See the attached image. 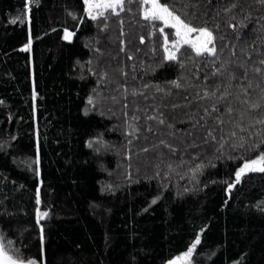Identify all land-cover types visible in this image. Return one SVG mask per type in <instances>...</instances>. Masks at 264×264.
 Returning <instances> with one entry per match:
<instances>
[{
	"label": "trees",
	"instance_id": "1",
	"mask_svg": "<svg viewBox=\"0 0 264 264\" xmlns=\"http://www.w3.org/2000/svg\"><path fill=\"white\" fill-rule=\"evenodd\" d=\"M162 2H169L196 23L219 21L221 27L216 31L225 36L220 45L224 48L222 58L233 60L228 72L236 69L239 78L242 70L236 67V61L245 59L244 50L256 33L245 29L246 34L240 41L233 38L234 30L226 23L228 14H216L227 0H211V3L199 0L198 6L196 0H191V8L181 7L190 0ZM242 2L251 5V10L258 14L259 6L252 0ZM26 4L27 0H0V99L6 102L0 104V143L8 141L11 145H5L6 150L0 149V225L5 230L6 242L14 240L26 257L41 255L35 218V192L39 188L43 197L42 210L51 207L50 218L40 221L45 225L43 249L48 264H166L186 250L201 227H205V232L197 249V264H230L233 260L240 264H264V211L256 207L264 200V173L247 174L243 183L233 189L231 197L224 183L234 175V168L243 159L257 153L246 146L233 153L239 159L214 160L215 167L209 166L193 184L198 191L186 192L182 197L176 196V191L193 187L189 186L184 172L194 165L177 168L169 177L165 162L168 156L160 155L162 151L170 152L166 145L159 144L162 139L180 145L182 150L185 138L191 142L193 137L185 136L186 132H191L189 125L192 123L187 116L198 115L197 109L201 106L212 111L210 105L215 102V96L196 97L204 96L200 91L204 87L220 96L224 89L217 91V85L227 80L225 69L221 68L224 76L213 75L210 58L195 57L193 60L194 52L185 46L182 58L188 62L183 69L175 61H164L153 72L152 67L163 56V36L159 31L150 35L151 22L145 21L140 14L139 0H129L128 7L132 11L126 10L120 17L113 16L106 30L98 29L95 22L89 23L90 18H85L86 23L80 25L78 31L79 40L71 44L62 40V28L74 23L70 10H80L82 0L34 2L33 48L26 52L21 47L29 35L26 15L23 22H12L16 15L26 12ZM120 19H123L122 25ZM142 35L144 41L140 40ZM169 38H173L171 32ZM233 45L235 56H231ZM153 46L155 53L151 51ZM97 47L102 51H95ZM261 47L257 42L256 48ZM252 51L255 53L256 49ZM77 59L90 61V65L74 67ZM249 59L255 61V56ZM197 63L199 69L195 67ZM220 66L221 60H216L215 67ZM251 66L250 62L249 79L255 83L259 77ZM92 68L97 72L108 71L107 79L91 75ZM33 70L39 97L33 92ZM122 70L127 71V76ZM177 76H181L184 87L168 83ZM205 76L209 78L204 80ZM145 83L150 85L147 89L142 88ZM239 83L249 87L252 98L258 94L259 89L250 87L247 81ZM125 84L128 86L126 97L120 87ZM157 86L170 89L171 94L157 92ZM134 87L141 91L133 93ZM228 90L233 96L227 99L237 109L230 115L237 119L243 108V93L239 87ZM89 94L99 98L97 107L106 115L101 116L100 111L85 114ZM156 108L164 113L165 124L147 119ZM219 114L226 121V135L229 114L223 107ZM134 115L140 116L138 121H133L141 127V132L136 134L139 139L127 132L128 122ZM199 115L202 117V113ZM169 122L175 125L174 129L169 128ZM210 123L216 127L211 120ZM149 124L152 126L150 132L147 131ZM202 126L207 127L201 119L196 129L198 137H203ZM37 128L42 142V163L28 166L24 161L36 154ZM173 130L174 137L169 135ZM97 133H102L110 147L120 152L116 154L110 148L96 152L89 148L87 140ZM10 136L16 138L10 139ZM129 139L132 140L130 146ZM201 147L208 148V153L202 155L211 158V145ZM134 148L140 150L138 158ZM145 148L147 151H141ZM129 150L133 153L131 160L125 155ZM188 158L191 157H185ZM128 163L131 169L126 167ZM157 164L160 177L142 179L139 172H156ZM34 167L42 168V187L39 184L41 176L33 171ZM129 172L131 183L125 179ZM161 179L168 183L167 188L160 184ZM213 180L217 182L211 183ZM108 184L116 185L117 190L101 191ZM162 189L163 196L152 204L151 198Z\"/></svg>",
	"mask_w": 264,
	"mask_h": 264
},
{
	"label": "snow or ice",
	"instance_id": "2",
	"mask_svg": "<svg viewBox=\"0 0 264 264\" xmlns=\"http://www.w3.org/2000/svg\"><path fill=\"white\" fill-rule=\"evenodd\" d=\"M38 4L39 0H27L25 5L26 12H23L19 15H16L12 22L16 23L18 21L23 22V18L26 15L28 22V32L27 41L21 45L22 49L26 52L32 51L33 48V36L31 32V21H32V6L33 3ZM211 3V0H208ZM129 0H82V7L80 10H70V15L73 17L74 23L70 26H65L62 28V40L69 42L70 44L74 41H78V31H80V25L86 23L85 18H90L87 22H95L96 27L108 29L109 23L113 16L120 17L123 12L132 11L128 7ZM252 3L259 6L258 14L254 13L251 10V5H245L242 0H227V2L220 6L217 9L216 14L220 13L228 14L227 27H230L234 30V39L240 41L242 37L246 34L245 29H248L251 32L256 33L255 39L248 45V49L245 51V59L243 61H236V67L241 69L242 72L237 77L236 69L228 72V68L233 64L231 58L223 59L222 53L224 48L221 47V42L225 40V36L222 33H218L216 30L220 29L221 23L219 21L213 20V22H202L196 23L193 19L189 18L184 13L176 10V8L171 5L169 2H162V0H139V12L144 17L145 21L151 22V33L150 35H155L157 31L162 33V49L163 56L159 62H157L153 67L152 71L155 72L159 67H161L164 61H175L179 64L180 68L183 69L188 62L187 59L182 58V49L185 46H188L195 54V57H208L210 58V64L214 68L213 75L219 74L224 76L227 72V80H221L218 82L217 91H220L221 88L224 91L220 96H216V92H212L208 87L202 88L200 91L203 92L204 96L201 97L197 95V99H203L205 97H216L215 102L210 105L212 111L209 110V107L201 106L197 109L198 115L196 116H187V119L191 120L192 123L189 125L191 132H186L185 136L193 137L191 142L187 138L183 140L184 149L182 150L180 145L173 144L167 139H162L159 141V144L166 145L170 150L169 153L161 152V156H168L167 167L169 171L166 173L167 176H171L172 172L177 168H180L184 165H194L188 168L184 175H191L192 180L195 182L199 181L200 175H202L205 170L211 166L215 167L214 160H232L239 159V156L233 155L239 149H244L246 146L251 147L257 154L250 158H245L243 161L234 168V175L228 177L225 183V191L228 196H232L233 189L243 183L244 178L247 174L250 173H264V0H252ZM199 5V0H196V6ZM183 8L193 7L191 0L188 4L181 5ZM207 15V13H205ZM120 24H123V19H120ZM157 22H162L159 25ZM252 25L249 28V25ZM168 28V31L165 28ZM54 31V29H52ZM170 32L173 34V38H169ZM140 40L144 41L145 36H140ZM259 42L262 47L257 49L256 44ZM231 43V41H229ZM126 46V45H125ZM252 49H256L255 53ZM95 51H102L100 48H96ZM151 51L156 52L155 46L152 47ZM236 48L233 45L231 47V56H235ZM134 55V53L132 54ZM255 56V61H250L249 58ZM221 60V66L215 67V61ZM251 62V70L258 74V82H255L249 79V70L248 65ZM99 63V61H97ZM90 65L89 62H81L77 59L74 67ZM135 69V65L132 66ZM197 69L200 68V64H196ZM221 68L225 69V72L221 71ZM123 75L127 76V71L122 70ZM91 75L93 76H102L107 79L109 73L104 70L97 72L95 68H92ZM183 75V73L181 74ZM81 79H84L83 73L80 74ZM196 76H199V73H196ZM187 79V77H185ZM209 77L205 76L203 79L207 80ZM239 81H247L250 87L254 86L259 89L258 94L255 98H252V92L249 90V87H245L243 83ZM235 82V83H234ZM168 83L175 85L176 87H184L185 85L181 82V76H177L176 79L168 81ZM150 85L145 83L142 85L143 89H147ZM124 89V96H127L128 86L120 85ZM239 87L243 93V99L241 103L243 108L239 110V115L237 119H232L230 114L236 113L237 109L233 106L232 103L228 101L227 98L232 97L233 93L229 91L230 88ZM36 79H35V70H33V92L35 97H39V91H36ZM133 93H139L140 88H133ZM157 92L167 91L171 94V90L161 89L159 86L156 88ZM96 92V89H93V93ZM240 99L239 96L236 97ZM89 105L84 108L85 114H88L89 111H100V115L104 116L107 113L99 110L97 107V100L99 99L94 94H89L87 96ZM113 100L116 97H112ZM147 99V97H145ZM6 103L3 99H0V104ZM102 103V101H101ZM125 103V107H126ZM172 107H177V105H172ZM223 107L225 112L229 114L228 123L229 127L227 128V134L225 135V119L220 113V108ZM137 111H139V105H136ZM158 113V115L156 114ZM202 113V117L199 115ZM213 113H217L213 115ZM126 114V113H125ZM140 119L139 115H134L131 118V121L128 122L127 132L135 139H139L136 135L141 132V127L134 123L133 121H138ZM147 119L149 121L156 120L159 124H165L166 118L163 112H160L159 108H156L153 111L152 115H148ZM201 119L203 120L202 126L203 137L196 136L197 126L201 124ZM210 120L215 123L216 127L211 126ZM245 120L247 124H245ZM169 128L174 129L175 125L169 122ZM151 124L147 125V131H151ZM159 131V128H157ZM171 136H175L176 132L173 130L169 133ZM206 137V138H204ZM15 136H10V139H15ZM199 141V143H197ZM102 142V143H101ZM214 142V143H213ZM127 144L130 146L132 140H127ZM5 145H8V141L0 143V149H5ZM87 145L89 148H93L96 152H101L107 150L110 145L107 140L103 139L102 133H97L87 140ZM99 145V146H97ZM201 145H211L212 152L211 158H208L207 155H202V153L207 154L208 148L201 147ZM9 147L11 145H8ZM155 147V146H152ZM42 148L41 136L39 128L36 130V141L34 144L35 155L31 160L26 159L24 163L28 166L40 165L42 159L40 156ZM6 150V149H5ZM141 151H147V148L141 149ZM131 160L132 153L127 151L125 153ZM190 156L191 158L185 159V157ZM178 157V159H177ZM128 169H131V163L126 165ZM157 171L155 176L160 177L159 164H157ZM33 171L41 176L39 181L40 186L44 184V179L42 175V168L34 167ZM139 171V169H137ZM179 174V173H178ZM144 179H151V177L145 176ZM125 179L131 183V173H128V176ZM217 181L213 180L211 183H216ZM160 184L164 185V188L168 187L163 179L160 180ZM202 187H207V185H202ZM117 186L113 184H108L101 191H111L115 192ZM198 189L193 185L191 188H185L183 192L177 189L176 196L182 197L186 192H196ZM163 196V189L158 192L157 195L151 198V203L156 204L158 200ZM36 200V209H35V218L39 226V237L41 241V255L38 256H28L26 257L21 247H17L16 243L12 239H7L6 234L2 225H0V264H48L47 256L44 254L43 242L45 241V225L40 221L42 219L50 218L51 207L46 209L41 208L43 204V197L41 195L40 189L38 188L35 192ZM257 208H260L264 211V200L260 201L257 205ZM147 209H145L146 211ZM7 211V209H4ZM205 232V227L199 229V233L195 234V238L192 240L189 246H187L185 251L180 252L178 255L166 261V264H197L195 257L198 255L197 249L201 244L202 235ZM230 264H240V261L233 260Z\"/></svg>",
	"mask_w": 264,
	"mask_h": 264
},
{
	"label": "rangeland",
	"instance_id": "3",
	"mask_svg": "<svg viewBox=\"0 0 264 264\" xmlns=\"http://www.w3.org/2000/svg\"><path fill=\"white\" fill-rule=\"evenodd\" d=\"M170 39H171V38H170ZM101 81H102V80H100V82H101ZM101 84H102V83H101ZM114 116H115V117H118L119 114H118V116H117L116 114H114ZM111 147H112V146H111ZM111 147H109L110 150H113L116 154H118V153L120 152V150L117 151L116 148H113V147L111 148ZM132 150H133V148H132ZM134 150L136 151V155H135V156L139 155V153H140L139 151H140V150H137V149H135V148H134ZM132 154H133V153H132ZM137 158H138V156H137ZM151 168L154 169V168H155V165H151ZM174 172H176V170L173 171L172 173H174ZM139 173H140V175H142L143 177H144V176H148V177H151V179H154V177H155V172H154V171H153V172H152V171L149 172V171H144V170H143V172H139ZM187 176H188V179H187V180L189 181V184H190L189 186L191 187V186H193V184L196 183V182H193L192 177H191L190 175H187ZM142 179H144V178H142Z\"/></svg>",
	"mask_w": 264,
	"mask_h": 264
}]
</instances>
